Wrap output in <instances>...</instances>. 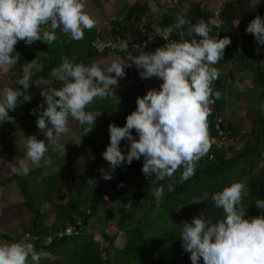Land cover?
Instances as JSON below:
<instances>
[{
  "label": "trees",
  "instance_id": "1",
  "mask_svg": "<svg viewBox=\"0 0 264 264\" xmlns=\"http://www.w3.org/2000/svg\"><path fill=\"white\" fill-rule=\"evenodd\" d=\"M154 1L157 3V13L152 19L149 0H135L132 4L125 5L123 19L111 23L110 37L104 36L94 26L90 30H84L82 40L74 41L69 40L60 29H56L57 39L52 44L39 41L35 47H22L18 52L19 62L1 74V87L22 88V85H16V81L22 77L27 64L36 60L41 69L34 73L31 82L44 79L55 83L59 88L64 82L56 80L50 73L59 67L62 55L69 59L74 58V63L83 61L89 65L97 58H106L110 54L126 59L128 53L119 49L110 50L102 43L127 40L132 46L129 51L133 56L137 55L138 51L154 52L162 40L163 30L175 24L178 17H183L188 23L182 29L173 31L169 37L173 41L190 40L186 34L188 29L203 20L210 28V36L214 37L217 31L219 38H231L224 58L218 64L212 65L218 71L220 68L228 70L219 71L220 76L212 85L213 92L219 91L221 97L210 105L211 114L208 117L210 138L216 135L214 126L216 118L220 117L225 125L223 130L229 132L227 140L221 147H211L210 152L197 163L195 175L187 182H178L183 169L178 170L172 178L177 181L173 192L167 190V185L171 182L167 179L157 185L151 184V178L145 179L141 171L143 157L139 161L133 160L131 165L118 167L111 180L100 179L99 185L94 186L84 179L77 160L72 158L79 146L72 145L70 149L65 144L67 140L73 141L74 135L84 144L88 141L84 136V129L89 126L71 122L75 124V134H66L57 146L59 148L64 145L65 157L50 148L46 155L51 156L53 160L51 166L41 165L23 177L13 175L21 197L34 211V215L29 220L28 228L21 229L14 236H5V243L15 242L25 233L40 237L49 236L74 224L77 219L83 221V227L77 235L55 237L48 244L43 240L33 242L38 253L47 252L49 255H42L40 264H191L190 253L181 248V224L191 222L194 217L188 215L193 210L197 217L204 215L205 218L222 219L223 212L214 207L212 194L235 182H243L249 189L242 199L243 206L248 207L246 218L264 214L254 206L257 199H264V45H259L260 51L256 54L258 44L255 37L246 33L247 25L256 15L264 17V0L225 2L219 7L222 21L220 28L213 25L214 10L210 8L211 0H176L174 4L166 1L160 4L157 0ZM181 32L185 34L181 35ZM136 44H139V49L134 47ZM139 71L134 65L126 69L128 85L133 90L128 104H114L109 100L97 98L86 109L98 116L93 130L89 132L92 135L90 139L95 142L88 141V146H84L82 152L95 161L107 164L102 157L109 144L107 121L115 120L118 126L127 115L135 111L137 97H142L149 89H159L162 83V80L156 77L141 79ZM239 73L243 75L237 76ZM247 78L251 81V87L238 90L235 82L246 81ZM135 81L136 87L133 88L132 83ZM234 96L236 100L248 98L251 101L242 116H236V111L232 108L234 103L230 98ZM19 99L21 103L9 113L14 122L0 124V148L7 160H10L11 155L6 148V139L12 137L17 130L31 134L39 131L35 123L37 117L31 110L38 109L44 103L43 97L39 93L28 101H25L23 96ZM105 111L114 114L107 116ZM244 123L248 124L246 131L241 128ZM133 134L135 135L134 130ZM40 139H44V136ZM229 140L233 141L234 145L226 146ZM125 144L126 141L121 142L122 150ZM209 155H212L211 159ZM59 158L66 161L64 173L55 172L61 170L57 167ZM51 170L55 173L48 174ZM34 173L43 176L39 184H43L46 191H42L49 194L45 201L49 200L51 195L57 197L60 194H66L67 200L51 203L49 210L40 212L29 199L31 188L27 184V177ZM68 175L75 183L73 187H67L63 182ZM121 183L123 187H119ZM160 184L164 186L165 192L163 198L157 200L153 191ZM105 202L108 203L106 213L103 217L98 216L99 208ZM129 203L131 207L126 206ZM152 213L154 216L149 219ZM51 217L53 219L50 222ZM112 225L117 232L109 234ZM94 231H98V240H95ZM119 232L125 238L122 247L115 244L118 238L116 233ZM103 252L105 258L101 256ZM200 264H203L202 259Z\"/></svg>",
  "mask_w": 264,
  "mask_h": 264
},
{
  "label": "clouds",
  "instance_id": "2",
  "mask_svg": "<svg viewBox=\"0 0 264 264\" xmlns=\"http://www.w3.org/2000/svg\"><path fill=\"white\" fill-rule=\"evenodd\" d=\"M186 23L183 17H178L175 24L163 30L161 38L168 41L173 31L182 29ZM95 24L85 11L84 0H0V69L19 62L15 46L20 41L29 46L36 41L50 45L57 39L56 29L69 40L79 41L84 38V30ZM46 25L51 30H45ZM246 33L252 34L258 45H264V17L256 15L247 25ZM186 34L190 40L169 41L154 52L138 51L135 56L129 51V42L121 40L113 47L128 53L127 58L117 56L103 68L96 62L74 63V58L62 55L59 67L50 75L64 82L63 86L42 89L44 103L31 110L44 139L28 136L25 157L16 164L7 163L10 173L23 177L29 174L31 166L40 167L42 163L51 166L53 160L46 155L50 148L65 157L64 145L59 148L57 145L60 137L71 131L70 118L89 126L84 135L91 132L98 115L86 109L97 98L116 96L119 81L126 77V69L134 65L140 70L141 79L156 77L162 83L159 89H149L137 97V107L127 115L122 127L115 123L108 125L109 144L102 153L108 170L100 168L101 177L111 180L118 167L131 165L133 160L143 157L141 171L145 179L151 178L152 185L167 179L171 181L167 190L175 191L177 181L172 178L180 169L183 170L178 182H187L212 146L210 105L221 97L219 91L213 92L212 85L220 73L212 65L224 58L231 38L210 36V28L203 20L191 25ZM134 47L139 49V44ZM40 69L33 60L16 81L22 88L0 89V124L14 122L9 113L21 103L20 97L30 100L26 92L33 85L32 76ZM122 141H126L123 150ZM248 190L247 184L235 182L212 194L214 207L223 212L222 219L202 215L181 224V248L190 253L191 264H200L201 259L203 264H264V214L246 218L248 207L243 206L242 199ZM164 192L160 184L153 194L160 200ZM126 206L131 207V203ZM254 206L264 213V199H257ZM41 258L42 254L31 242L0 244V264H40Z\"/></svg>",
  "mask_w": 264,
  "mask_h": 264
},
{
  "label": "rangeland",
  "instance_id": "3",
  "mask_svg": "<svg viewBox=\"0 0 264 264\" xmlns=\"http://www.w3.org/2000/svg\"><path fill=\"white\" fill-rule=\"evenodd\" d=\"M135 0H84L85 3V11L96 21L95 28L100 30V32L106 36L110 37V28L111 23L118 20L119 22L123 19V8L125 5H130ZM160 4H162L164 1L168 2L169 4H174L176 0H157ZM194 1V0H193ZM230 0H211L210 8H212L214 11L217 10L219 7H221L225 2H228ZM150 5V16L151 19L154 17L155 13H157V3L154 0H149ZM154 22V21H153ZM239 25V24H238ZM45 30H51L50 25L44 26ZM39 41L34 42L31 46L26 45L23 41H20L15 46L16 52H19L22 47H35ZM260 51L259 45L256 46V54H258ZM116 56L110 54L106 58H97L94 62L99 64L102 68L106 67L110 64V62L115 59ZM8 69V68H7ZM7 69H0V89H2L1 84L3 83V78L1 74H3ZM223 68H220L219 71H222ZM228 70V68L223 69ZM25 71V70H24ZM243 75L242 73L237 74V76ZM246 76V75H245ZM127 77L124 79H121L119 81V88L116 89L115 95L112 97H108L105 100H109L110 102L117 104H128L130 99V94L133 91L127 81ZM249 81V82H248ZM33 85L31 88L26 92V95H28L30 98L36 96L37 94L41 93V90L44 88L54 87L57 88L55 83L46 81L44 79H38L37 81L32 82ZM136 81L132 83V87H136ZM251 81L249 78H247L246 81L242 82H235V87L242 91L245 87L250 88ZM131 85V84H130ZM249 97V96H248ZM250 98V97H249ZM231 102L234 103L233 110L236 114V116H242L244 114V111L249 107L250 100L248 98H241L239 100H236V96L230 98ZM250 101V102H249ZM107 112V116H112L114 112L111 111H105ZM113 113V114H112ZM73 120L70 118V128L71 131L69 133L75 134V124L71 123ZM126 122V118H124L121 123L118 124V126H123ZM108 125L110 123H115V120H109L107 121ZM235 124V123H234ZM241 128L243 131H246L248 129V124L244 123L241 125ZM80 135H82L81 131ZM35 135L37 139L39 140L40 137L43 136V134L40 131L35 132L34 134H31L30 132L21 130H17L13 133L12 137L6 139L5 144L6 148L9 151V154L11 155L10 160H7V157L2 153L0 148V244H3L6 241L5 236H14L16 233H18L21 229L28 228L30 226V218L34 215V211L31 210L28 205H26L24 199L21 197L19 189L16 184V180L13 179V175L10 173L9 168L7 167V163L10 162L12 164H16L17 161L24 158L26 155V138L28 136ZM65 135L61 136L59 139V142L61 139L64 138ZM88 141L95 142L90 139L91 133L88 135H84ZM75 137L72 141L67 140L65 144L72 149V145H78L79 149L77 150V153L72 156V158H75L78 162V168L79 171L84 176V179L88 181L89 184H94V186L99 185L98 180L102 179L101 173L99 172L100 168H104L105 170H108V165L103 162H98L89 157V155H86L83 153V147L88 146V141L82 143L75 135ZM58 142V144H59ZM234 145V142L229 140L226 143V146L228 145ZM59 146V145H57ZM59 157V156H58ZM59 165L57 167L61 168V170H56L55 172H65V164L66 161L63 158H59ZM43 165V163L41 164ZM38 167L31 166L30 170H35ZM54 171H48V174L55 173ZM47 173V172H46ZM43 177V176H41ZM40 174L34 173L33 175H29L27 184L29 188H31V195H29V199L34 203V205L39 209L40 212H46L50 208L51 203H60L66 201L67 197L66 194H60L59 196L51 195L52 197L45 201L48 197V192H43L42 190L46 191V187L43 188V184H39L40 180ZM48 177V176H47ZM104 180V179H103ZM65 186H71L73 187L75 183L73 182V179L70 175L65 176L64 179ZM42 191V192H41ZM47 193V195H46ZM44 200V201H43ZM88 205V203H87ZM108 207V203L105 202L100 208L98 212V216H104L106 213L105 209ZM154 216V213H152L149 216V219H152ZM189 217H197V213L193 210L189 213ZM53 217L49 219L51 222ZM111 230L109 231V234H113L114 232H117L114 228V226H111ZM96 234L95 240L99 239L98 231H94ZM118 235L117 240L115 241V244L117 247H122L125 243V238L122 235L121 232L116 233ZM42 255L49 256L47 252H42Z\"/></svg>",
  "mask_w": 264,
  "mask_h": 264
},
{
  "label": "built area",
  "instance_id": "4",
  "mask_svg": "<svg viewBox=\"0 0 264 264\" xmlns=\"http://www.w3.org/2000/svg\"><path fill=\"white\" fill-rule=\"evenodd\" d=\"M219 13H220V8L215 10L214 13H213L214 14V23H213V25L216 28H220L221 25H222V21L220 19ZM217 34H218V32L216 31V34L214 35V37ZM161 36H162V34H161ZM169 41H173V40L169 39L168 41H165V40L162 39L161 42L158 44V47L164 46V44L168 43ZM97 42H99V41L97 40ZM102 44H104L110 50H116V48H114L113 45L117 44V42L106 41V42H103ZM130 48H132V46H130ZM224 126L225 125L223 123V120L220 117H217L216 118V123H215V126H214V131H215L216 135L211 137L212 146H215V147L218 148V147H221L222 145H224V143L226 142V140H227L226 137L229 134V132L223 130ZM209 158L211 159L212 155H209ZM82 227H83V221L81 219H77L74 224H71V225L67 226L64 230L58 231V232H56V233H54L52 235L45 236V237H40V236L35 235V234L25 233V234H23L22 237L18 238L17 241H15V242H19L21 240H24L25 242L30 241V242L33 243V242H35L37 240H43L45 244H48L55 237L56 238H63V237H67V236L77 235V234L80 233ZM11 243H13V242H11ZM101 256L103 258H105V253L103 252L101 254Z\"/></svg>",
  "mask_w": 264,
  "mask_h": 264
}]
</instances>
